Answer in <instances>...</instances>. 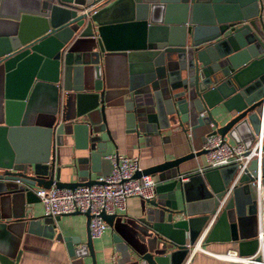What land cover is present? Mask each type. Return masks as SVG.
<instances>
[{
  "label": "water",
  "instance_id": "95a60500",
  "mask_svg": "<svg viewBox=\"0 0 264 264\" xmlns=\"http://www.w3.org/2000/svg\"><path fill=\"white\" fill-rule=\"evenodd\" d=\"M40 87L45 122L31 102ZM119 106L137 135L177 125L250 145L263 132V153L239 174L227 166L181 181L179 164L201 148L137 171L133 178L156 177L154 197L136 216L99 214L118 254L113 264H184L196 245L215 242L264 264V0H0L1 241L19 222L52 231L51 216L27 215L39 202L35 188L94 184L102 161L101 176L109 172L106 109ZM22 133L35 146L24 149ZM63 136L88 151L72 181L59 180ZM70 214L85 217V240L61 238L69 264H111L96 256L89 212ZM1 241L0 264H16L18 253Z\"/></svg>",
  "mask_w": 264,
  "mask_h": 264
},
{
  "label": "crops",
  "instance_id": "0c3cea01",
  "mask_svg": "<svg viewBox=\"0 0 264 264\" xmlns=\"http://www.w3.org/2000/svg\"><path fill=\"white\" fill-rule=\"evenodd\" d=\"M4 12V11H3ZM4 15H10L5 11ZM110 66L113 80L120 81L122 65L119 58H114ZM34 111L40 116V121L45 122L48 115L44 112L49 107L47 93L44 87L34 91L31 99ZM123 108L121 106L106 109V124L110 132L113 143H106L105 155L117 152L126 156H135L138 159V165L141 169L158 164L164 160L180 157L190 151V149H200L204 137L202 135H190L189 132H183L180 127L169 126L161 130L159 134L138 135L133 131H128L123 117ZM31 134L22 133L19 136L20 144L24 149H30L35 146L34 138ZM230 143L234 141L226 138ZM58 165L60 166L61 181H72L76 178V170L85 165L81 159L88 155V151L82 148L79 143H75L71 136H63V143L58 148ZM204 154L191 158L179 164V175H188L195 173L199 167L204 164ZM107 169V163H99L96 173H91L90 178L96 179ZM156 182V177H153ZM142 199L131 197L126 200L125 212L121 215L136 216ZM28 216L43 215V208L40 202L31 205ZM53 218V229L35 227L33 232L27 231V225L19 222L12 229L6 231L3 236L7 248L13 249L18 253L16 264H69V257L66 253L64 244L61 240L64 236H79L81 241L85 240V217L82 214H65ZM97 258L102 256L110 263L118 258L114 252L111 241V232L109 228L103 232L99 238H91ZM1 244V243H0ZM234 254V248L229 242L208 243L202 246L201 250L190 252L184 264H230L224 258L227 254ZM114 257V259H112Z\"/></svg>",
  "mask_w": 264,
  "mask_h": 264
},
{
  "label": "built area",
  "instance_id": "2783aa9c",
  "mask_svg": "<svg viewBox=\"0 0 264 264\" xmlns=\"http://www.w3.org/2000/svg\"><path fill=\"white\" fill-rule=\"evenodd\" d=\"M262 138L263 132L250 145H244L240 142L230 143L217 134L206 136L201 145V149L205 150V161L196 172L202 173L205 170L227 166H235L238 174L243 172L251 160H259L261 157ZM104 159L109 162L111 168L106 175L97 177L94 184L81 185L73 189L55 186L35 188L34 193L42 205L44 214L56 217L76 211L80 213L88 211L90 237L99 238L107 229V224L99 216L101 212L107 215L121 214L125 212L128 198L136 197L143 200L154 197L155 180L151 175L133 178V175L141 170L137 157L113 152L105 155ZM188 175L178 177L185 181ZM201 249V246L196 245L191 252ZM224 259L230 264L240 261L250 263L246 258L240 260L235 250L234 254H227Z\"/></svg>",
  "mask_w": 264,
  "mask_h": 264
}]
</instances>
